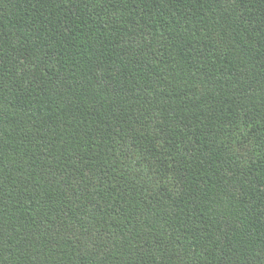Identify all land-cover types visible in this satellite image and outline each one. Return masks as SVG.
<instances>
[{
    "label": "trees",
    "instance_id": "obj_1",
    "mask_svg": "<svg viewBox=\"0 0 264 264\" xmlns=\"http://www.w3.org/2000/svg\"><path fill=\"white\" fill-rule=\"evenodd\" d=\"M0 264H264V0H0Z\"/></svg>",
    "mask_w": 264,
    "mask_h": 264
}]
</instances>
